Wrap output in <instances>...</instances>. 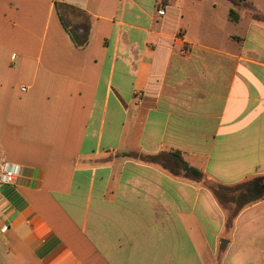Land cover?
Here are the masks:
<instances>
[{"label":"crops","instance_id":"obj_1","mask_svg":"<svg viewBox=\"0 0 264 264\" xmlns=\"http://www.w3.org/2000/svg\"><path fill=\"white\" fill-rule=\"evenodd\" d=\"M218 1L0 0V264H264L209 186L264 180V0Z\"/></svg>","mask_w":264,"mask_h":264},{"label":"trees","instance_id":"obj_2","mask_svg":"<svg viewBox=\"0 0 264 264\" xmlns=\"http://www.w3.org/2000/svg\"><path fill=\"white\" fill-rule=\"evenodd\" d=\"M235 2V0H233ZM244 1V0H240ZM236 3V2H235ZM59 5L60 3H56V7L59 11ZM75 11L79 13H84L80 9L72 8ZM60 14V11H59ZM230 17L233 21H236L238 19V15L234 10L230 11ZM60 20L62 22V25L64 28L68 31L67 24L60 14ZM70 33V36L75 44V46L79 49H84L88 45V37L78 39L77 35L72 33L71 31H68ZM164 159L161 160L160 156L158 157H148L150 161H163L164 165L170 162L168 165V169L174 173L175 175H183L186 178H190L196 181H203L205 182L207 176L200 171L197 168H194L190 165H188L182 158L180 152H175L168 154L167 156L163 157ZM252 184L253 182H243L240 184L227 186L222 184H212L211 189L213 193L216 195L218 200L222 203H232L235 205L234 210V217L245 207L252 205L259 200H261L264 196L263 192L261 194H257L252 190ZM213 187V188H212Z\"/></svg>","mask_w":264,"mask_h":264},{"label":"built area","instance_id":"obj_3","mask_svg":"<svg viewBox=\"0 0 264 264\" xmlns=\"http://www.w3.org/2000/svg\"><path fill=\"white\" fill-rule=\"evenodd\" d=\"M159 15H164V10H160ZM179 41L182 44L181 51L184 55L190 54L192 50V45L183 42V35L178 36ZM20 175V168L17 166H11L8 164H4L0 171V186L1 185H10L13 184L16 178Z\"/></svg>","mask_w":264,"mask_h":264},{"label":"rangeland","instance_id":"obj_4","mask_svg":"<svg viewBox=\"0 0 264 264\" xmlns=\"http://www.w3.org/2000/svg\"><path fill=\"white\" fill-rule=\"evenodd\" d=\"M214 1L217 4V9H215V10L213 9V5H216V4H213ZM210 3H212V10L216 11L217 14L219 15V12H220V8L219 7H222L223 3L221 1H218V0H206V4H207L206 6L208 8L210 7ZM59 11H60V14L62 15V17L68 18V23H70L71 25H72L73 22H77L78 19L84 20L83 18L79 17V13L76 12L75 10L67 9V7L64 5V3L59 5ZM71 18H73V20ZM260 181H264V180H260ZM256 182H259V181H256ZM256 182H253V183H256ZM261 183H263V182H259L258 184H261ZM212 184L213 183H209V186H212ZM263 190H264V188L261 191H258L256 193L257 194H261L263 192ZM223 205H225L227 207H231L233 211L235 210V205L232 204V203H223ZM218 245H219V242H218Z\"/></svg>","mask_w":264,"mask_h":264},{"label":"flooded vegetation","instance_id":"obj_5","mask_svg":"<svg viewBox=\"0 0 264 264\" xmlns=\"http://www.w3.org/2000/svg\"><path fill=\"white\" fill-rule=\"evenodd\" d=\"M259 182H263L261 184H258ZM252 184V190L254 192L261 191L264 188V181H260Z\"/></svg>","mask_w":264,"mask_h":264},{"label":"water","instance_id":"obj_6","mask_svg":"<svg viewBox=\"0 0 264 264\" xmlns=\"http://www.w3.org/2000/svg\"><path fill=\"white\" fill-rule=\"evenodd\" d=\"M224 243H225V242H224V241H222V248H224Z\"/></svg>","mask_w":264,"mask_h":264}]
</instances>
